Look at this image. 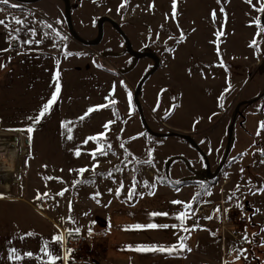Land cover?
Here are the masks:
<instances>
[{
	"label": "rangeland",
	"instance_id": "1",
	"mask_svg": "<svg viewBox=\"0 0 264 264\" xmlns=\"http://www.w3.org/2000/svg\"><path fill=\"white\" fill-rule=\"evenodd\" d=\"M261 2L264 0H252L251 4L246 0H176L174 19L173 0H129L119 11L122 0L0 3V20L7 24L0 25V140L4 138L17 154L6 165L0 157V170L9 171L12 160L17 161L18 170L13 179L0 178V197L9 187L13 195L33 196L38 201L37 193L45 200L64 188L69 189L67 195L95 192L109 169L113 177L109 172L105 175L114 183L123 180L129 187L137 181L146 189L142 184L149 180L173 189L165 180H169V169L172 180H194L191 185L184 184L181 193L196 214V207L202 203L195 202L194 195L202 182L195 183L211 177L224 147L225 160L204 204L222 198L243 210L249 222L244 204L253 199L247 192L261 181L253 167L245 175V152L234 154L232 149L237 143L245 146L243 143L248 142L244 125L247 113H263L264 13L255 10ZM14 18L24 24L16 25ZM218 32L224 33L219 39ZM181 33L184 39L177 42ZM13 41L19 44L17 49L11 48ZM94 66L107 70V75ZM57 72L61 89L57 101L46 117L33 123L29 117H35L55 92ZM100 105L105 107L88 113ZM261 117L264 122V115ZM109 121H113L110 131L103 127ZM29 127L33 128L31 133L26 131ZM100 133H105L108 154L97 153L93 159L91 153L98 144L85 140ZM173 133L177 135L164 140L157 136ZM259 133L248 145L249 150L255 144L260 146L253 150L255 160L264 155V130L259 129ZM108 143L111 149H107ZM121 143L133 154L128 155ZM155 144L161 156L169 157L162 167L142 163L151 156ZM77 150L80 156L75 155ZM124 157L129 164L114 168ZM94 165H98L95 172ZM148 166L152 170H147ZM81 168L89 171L81 176L75 171ZM222 178L227 179L223 187ZM75 180L93 182L74 187ZM200 218L204 223L199 229L215 234L207 217ZM249 229L252 239L247 248L230 240L232 245L221 248L212 233L208 244L196 249L209 255L214 264H242L233 263L237 252L232 249H247L252 255L253 248H261L250 224ZM259 260L264 264V253Z\"/></svg>",
	"mask_w": 264,
	"mask_h": 264
},
{
	"label": "crops",
	"instance_id": "2",
	"mask_svg": "<svg viewBox=\"0 0 264 264\" xmlns=\"http://www.w3.org/2000/svg\"><path fill=\"white\" fill-rule=\"evenodd\" d=\"M27 1L35 2L36 0ZM95 69L107 75V70L101 67H96ZM247 114L244 125L247 131L246 136L248 137V142L246 143L248 144L243 143L245 146H242V143H237L232 151L234 154L245 152L243 156L245 175L255 168L253 170L255 172L254 175L261 181L255 187L250 188L251 191L250 189L248 190L247 194L250 192L253 201H246L248 206L246 202V207L244 206L250 216L249 224L253 231V236L257 239L258 244H261V248H259L260 250L253 248L254 252L252 255H249L248 251L246 260L243 258L237 259L234 253L233 263L242 262V264H248L251 261L260 264L259 258L264 253V232H261V229L264 228V192L258 190L264 188V171L263 168H260L261 166L264 167V163L261 162L264 161V155L261 153L259 160H255L252 157L253 150L260 149V146L258 147L255 144L249 150L248 145L251 144L249 141L254 139V136L258 135L259 129H261L263 120L261 116L264 115V107L263 113ZM176 135V133H173L158 134L157 136L160 140H164ZM239 137L240 135L237 134V139ZM25 143H27V140H25ZM74 148L80 149L83 147L76 146ZM152 149L153 152L147 159L152 161L151 165L161 164V167L166 165V160H169V157L161 156L158 152L159 145H153ZM246 149L248 150L246 151ZM223 150L222 158L219 164L213 168L211 176L217 175L221 161L225 160ZM120 162L116 163L114 168H119ZM126 164L129 163L127 162ZM231 164L233 165V163ZM112 171V169L106 170L104 175L102 172L96 171L97 175L101 174L103 177L99 180L98 190H95V192H83V194L75 192L69 195L65 194L63 197L56 195L52 198L47 197L45 200L41 199V201L36 200L33 196L27 199L16 194L13 195L10 193L12 192L11 187L9 189L6 188L4 190L6 195L0 198V264H42V261L47 260V257L40 252L44 241H51L55 251L63 256L65 250L62 245L56 244L53 238L55 236H65L69 231L74 232L77 227L80 232L88 233L89 229L92 231V235L89 236L88 251L82 254L71 252L67 262L61 259L57 261V264H214L210 260L209 255L204 253V251L202 253L200 249L197 250L196 247L197 245L201 246L202 243L207 245V239L211 240L213 235V238L220 240L219 236L210 230L208 233H203L199 229V225L204 223V220L196 214H192L191 218H186L183 225L175 219L180 212L185 211L184 205L189 203L182 198L181 192L184 194L186 188L184 184L178 185L179 189H175L177 186L173 185L175 188L171 189L167 185H155L147 180L148 184L153 185V187L143 189L139 187L140 182L136 181L135 190L137 195L129 199L128 192L133 183L131 182L132 184L130 183L128 187L122 180L123 187L120 188L119 195H117V189L121 182L114 183L110 181V176L105 175ZM131 173L132 171L129 175L133 176ZM168 173L169 169H166V177L169 180H165L168 183L186 179L178 178L172 180ZM129 178H126V181ZM108 180L112 182L111 185H109L110 182L105 183ZM142 186H144V183ZM214 187L215 183L210 185L208 192L202 194L199 200L202 204L205 203ZM257 187L258 189H256ZM87 188L90 187L88 186ZM252 192H256V194L253 195ZM97 193L99 194L97 195ZM175 200L181 201L182 204H173L172 201ZM69 202H71V211L69 210ZM154 212L168 213V216L153 217L150 214ZM70 217H75V223L71 221ZM206 220L209 222V227L214 226V222L211 219L207 218ZM149 223L157 225L167 224L169 227L148 229L147 225ZM173 224L177 225L175 229L171 227ZM137 225L141 227L137 228ZM183 228H188L190 231L185 232L182 230ZM28 233H33V235L28 236ZM180 237H187V239L181 241ZM220 242L221 248L233 244L228 240L224 244H222L221 240ZM181 244L185 245L184 249L174 251L171 254L168 252L137 250L140 246L155 245L167 248ZM12 248L17 249L21 254L22 259L20 261L8 259V254ZM187 248H190L191 251H188ZM28 251L33 253V257L23 256V253ZM228 251L230 252V250ZM232 251L235 252L234 249ZM37 256L41 259L37 260Z\"/></svg>",
	"mask_w": 264,
	"mask_h": 264
},
{
	"label": "snow or ice",
	"instance_id": "3",
	"mask_svg": "<svg viewBox=\"0 0 264 264\" xmlns=\"http://www.w3.org/2000/svg\"><path fill=\"white\" fill-rule=\"evenodd\" d=\"M128 2H129V0H122V3L119 5L118 11H119V9L126 8L127 5H128ZM218 2H219V0H218ZM246 2H248L249 4H251L252 3V0H246ZM0 3L5 4V5H8L9 4V0H0ZM11 7L15 8L16 5L15 4H12ZM149 7H153V6L150 5ZM253 7L255 9V6L254 5H253ZM172 8H173L172 17L174 19L175 16H176V11H175V9H176V0H173ZM255 10L258 11V12L264 13V2H261V7L258 8V9H255ZM0 11H3V9H0ZM221 11H223V9H221ZM212 17H213V20H215V18H216L215 11H213ZM14 23L16 25H23L24 24V21L21 20V19H19V18H14ZM0 25H5L7 27L6 21H4V20H0ZM47 27L48 28H52V25L51 24H48ZM261 30L264 31V28H262ZM17 31H18V29H17ZM223 34H224L223 32H218L217 33V39H219V37L221 35H223ZM33 35H35L34 32H33ZM56 35L59 36L60 35L59 32H57ZM169 38L171 39V37H169ZM11 39L12 40H15V37L12 36ZM183 39H184V35H183V33H181V38L177 42H181ZM28 43H32V41H28ZM254 44H255V41L252 42V45H254ZM252 45H250V46H252ZM6 50L7 49H5L4 51H6ZM169 50H171V49H169ZM69 55H71V53H69ZM58 66L59 65L57 64V67ZM0 67H3V65H0ZM59 75H60L59 72H57L56 73V76H55L56 89H55V92L53 93V95L51 96L50 100L46 104L43 105L42 109L38 112V114L35 115V117H29V119L32 120L33 123L38 124L41 121L42 118L46 117V115L49 113V111L52 108V106L54 105V103L57 101V98H58L59 93H60V90H61L60 89V84H59ZM222 98H223V96L221 97V99ZM112 103H115V101L113 100ZM103 107H105V105L97 106V108H90V109H88V113H91V112L97 110L98 108H103ZM81 119H83V117H81ZM112 123H113V121H109L108 123L104 124L103 127L106 130L110 131L111 130L110 125ZM261 129L264 130V122H261ZM26 131L28 133H31L33 131V128L32 127H29V128H27ZM259 134L260 133L258 132V135ZM29 139H31V137H29ZM68 139H72V136L69 135L68 136ZM104 140H105V133H100L98 135L89 136V137L86 138L85 143H87L88 141H95L98 144V147L96 148V150L91 153L93 159L96 158L97 153H99V155H101V156H104V155H107L108 154V152L105 150V147H104ZM120 147L121 148H124V144L121 143L120 144ZM111 148H112L111 143H108L107 144V149H111ZM124 151L128 155H131V153H129L126 148H124ZM75 155L80 156L81 155L80 151L77 150L75 152ZM113 155H115V153H113ZM149 155H151V153H149ZM261 162L264 163V161H261ZM142 163L151 165L152 164V161L151 160H146V161H143ZM97 166L98 165H94L93 166V169H92L93 172H95V168ZM75 171H77L82 176L85 172L89 171V169H87V168H81V169H78V170H75ZM109 175H111V172H109ZM47 179L51 180V179H53V177H47ZM82 182L83 183H92L93 181L75 180V181H73V186L75 187L76 185H79ZM135 183L136 182L133 183L132 187L130 188V190L128 192L129 199H131L132 197H134V196L137 195L136 190H135ZM122 187H123V183L121 182L120 186L117 189V195H119L120 188H122ZM144 187L151 188V187H153V185H150V184H148L147 181H145L144 182ZM67 191H69V189L64 188L63 190H61L58 193H56V195H58L60 197H63L65 195V192H67ZM237 191H239V186H237ZM250 191H251V189H250ZM258 191L264 192V188H260ZM98 194L99 193H97V195ZM252 194L255 195L256 192H252ZM44 195L47 196L48 193H44ZM233 195H235V193H233ZM0 198H2V197H0ZM36 198L37 199H42V197H41V195L39 193H37V197ZM172 203L173 204H178V205L179 204H182V202L179 201V200L172 201ZM237 206L239 207V205H237ZM184 208H185V211L180 212V214L175 217L176 220L180 221V224L181 225L184 224L186 218H191V216L193 214L192 204H190V203L185 204L184 205ZM69 210L71 211V202H69ZM216 211L219 212L220 210L217 209ZM225 211H227V210H225ZM150 215L153 216V217H159V216H165L166 217V216H168V213L154 212V213H151ZM70 219H71V221L73 223H75V217H70ZM136 227L137 228H140L141 226L140 225H137ZM158 227L159 228H168L169 226L167 224L157 225L155 223H149L147 225V228L148 229H157ZM171 227L173 229H175L177 227V225L176 224H173ZM182 230L185 231V232L190 231V229H188V228H183ZM74 231H75V234L78 235L79 232H80V229L77 227ZM261 232H264V228L261 229ZM27 235L28 236H32L33 233H28ZM68 235L69 236L73 235V232L69 231ZM88 235L89 236L92 235L91 229H89ZM243 238H244L245 241H248L249 240L248 236H246V235ZM21 239H23V237H21ZM53 239H54V241H55L56 244L62 245L65 238H64V236H55ZM186 239H187V237H180V240L181 241H184ZM184 247H185L184 244H181L179 246L178 245H172V246L167 247V248H165L164 246L157 247L155 245H152V246H140V247L137 248V250L138 251H153V252H168L169 254H171L174 251H179V250L184 249ZM50 249H52V250L50 251ZM187 250L188 251H191L190 248H187ZM235 251L237 252V259L243 258V259L246 260L248 258L247 257V252H248L247 249H243V250L236 249ZM40 252L43 254V256L47 257V260L46 261H42V264H57V261L58 260H61V259H63L65 262H67L69 260L70 256H71L72 249H67L65 251L64 255L61 256L59 253H57L55 251V249L53 248V244H52L51 241H44L43 246L40 248ZM23 256L24 257L31 258V257H33V253L31 251H28V252L23 253ZM8 259L9 260L20 261L22 259V256L18 252L17 249L12 248L10 250L9 254H8ZM36 259L37 260H40L41 258L39 256H37Z\"/></svg>",
	"mask_w": 264,
	"mask_h": 264
},
{
	"label": "built area",
	"instance_id": "4",
	"mask_svg": "<svg viewBox=\"0 0 264 264\" xmlns=\"http://www.w3.org/2000/svg\"><path fill=\"white\" fill-rule=\"evenodd\" d=\"M147 170H152V166H148ZM222 187L227 183L226 178H222ZM220 211L217 212L216 210ZM227 210V211H225ZM243 210L234 208L224 200L218 199L215 202L202 204L196 207V214L207 217L214 222L215 233L219 236L222 244L226 240H230L239 247L247 248L248 242L251 241V232L249 229L248 217ZM248 236L249 240L245 241L244 236ZM62 248L66 251L72 249L73 253L82 254L88 251L89 235L85 232H79L78 235L64 236ZM224 248V247H223Z\"/></svg>",
	"mask_w": 264,
	"mask_h": 264
},
{
	"label": "bare ground",
	"instance_id": "5",
	"mask_svg": "<svg viewBox=\"0 0 264 264\" xmlns=\"http://www.w3.org/2000/svg\"><path fill=\"white\" fill-rule=\"evenodd\" d=\"M7 145H10V143H8L7 141H5V139L3 138V140H0V152L3 153L0 157L4 163V165H6V161L12 159V155H17L15 153V151L11 148V147H7ZM12 145V144H11ZM3 146V147H2ZM11 148V149H10ZM10 149V150H9ZM13 150V151H11ZM16 160H12L11 163H13V165L11 166V169L8 171L5 170L4 173H0V178L1 179H13L15 175H13L14 173H18L17 167H16ZM5 167V166H4ZM0 170V171H3ZM11 181V180H9Z\"/></svg>",
	"mask_w": 264,
	"mask_h": 264
},
{
	"label": "trees",
	"instance_id": "6",
	"mask_svg": "<svg viewBox=\"0 0 264 264\" xmlns=\"http://www.w3.org/2000/svg\"><path fill=\"white\" fill-rule=\"evenodd\" d=\"M127 163V158L126 157H124L123 158V160L120 162V164H119V166H122V165H124V164H126ZM216 177H217V175H213V176H211L210 178H202L201 179V181H197L195 184H198V183H200V182H202V187L198 190V192L194 195V201L196 202H199V200H200V198H201V196H202V194L203 193H206V192H208V187L211 185V184H213V183H215V181H216ZM193 179L192 178H189V179H184V180H178V181H171L170 183L172 184V185H174V186H178V185H180V184H186V185H191V184H193ZM244 206H245V204H244ZM246 207V206H245Z\"/></svg>",
	"mask_w": 264,
	"mask_h": 264
},
{
	"label": "water",
	"instance_id": "7",
	"mask_svg": "<svg viewBox=\"0 0 264 264\" xmlns=\"http://www.w3.org/2000/svg\"><path fill=\"white\" fill-rule=\"evenodd\" d=\"M19 47V44L16 41H13L11 43V48L12 49H17ZM246 205L248 206V203L246 202Z\"/></svg>",
	"mask_w": 264,
	"mask_h": 264
}]
</instances>
